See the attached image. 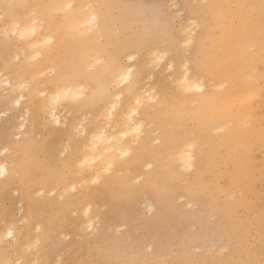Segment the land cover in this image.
<instances>
[{"label": "rangeland", "instance_id": "obj_1", "mask_svg": "<svg viewBox=\"0 0 264 264\" xmlns=\"http://www.w3.org/2000/svg\"><path fill=\"white\" fill-rule=\"evenodd\" d=\"M50 1L0 0V74L13 86L0 92V165L7 168L0 172V264H261L264 79L256 81L254 121L247 122L238 100L228 117L212 120L236 93L231 78H211L196 65L222 34L207 12L212 0H73L70 10L48 14L41 8ZM89 3L102 22V30L88 33L97 35V50L67 19ZM262 4L215 0L217 9L231 13L234 28L248 15L264 24ZM15 22L38 28L28 44L18 38ZM97 56L102 62L95 65ZM117 65L132 69L128 81L119 79ZM71 66L77 77L57 84H81L84 96L59 102L56 126L38 94L54 91L53 78ZM263 72L264 64L256 63L245 77ZM184 75L202 88L187 91ZM22 84L29 86L15 89ZM203 94L215 102L202 105ZM110 101L117 104L111 120ZM137 107L143 128L131 136H140L128 145L131 152L96 180L90 175L98 165L82 173L77 162L89 135L102 129L119 135L124 115ZM181 140L193 143L190 168L177 158Z\"/></svg>", "mask_w": 264, "mask_h": 264}, {"label": "bare ground", "instance_id": "obj_2", "mask_svg": "<svg viewBox=\"0 0 264 264\" xmlns=\"http://www.w3.org/2000/svg\"><path fill=\"white\" fill-rule=\"evenodd\" d=\"M73 3H74L73 0H53V1H50L49 4H47L44 7H42L41 10L43 12H45V11L48 12V14L50 12L54 11V10H57L60 13H62L64 10L67 11L66 9L70 10L72 5H73ZM77 10L70 11L68 13V18L67 19L68 20H72V21L75 22V26H76V28H78L76 30H78V31L80 30V33L84 34V42L89 46V48L95 49V50L100 49L99 47L101 45H99V43H98L97 35H95V34L88 35V33L91 32V31L94 32L96 29H99V30L103 29L102 28V24H101L102 22H100L101 19H100L99 13L97 12V10L95 8H92L91 4L87 5L86 7H84V5H82V7H79ZM207 12L212 14V17H213V19L215 21V25L217 27H219V28L220 27L222 28V34H221V37H219V38L218 37L212 38L211 46H210L209 49L201 51L203 53L202 58L196 60V65H198V68L202 72L210 74L211 78H214V79L227 78V77L231 78V80L234 82V90L236 91V93L233 94V99L227 101V105L225 107H223L222 109H215V111L217 112V115L215 117H213L212 120L217 118L216 119V121H217V120H220V118L228 117L229 111L231 110V107H232V103H234L236 100H238L237 101L238 110L245 114V116L247 118V122L248 121L249 122L254 121V113L256 111H255V107L252 105V103H253V100L257 98V96L260 94V91H261L260 88H259V85H257L256 81H258L260 79H264V72L262 74L258 73L257 75H253L252 74L250 76V77H253L252 80L248 79V77H245V76H246L248 70L251 68V66L255 65L256 63H263L264 64V24L254 23L253 22V20H254L253 16L254 15H248V16L242 17L240 27L234 28L229 23L230 22L229 21V17H231V16H229V14H231V13H226V12H223V11H220L219 9H217L216 6H215V0H212V3L209 5V7L207 9ZM76 13H79V14H76ZM30 22H29V24H30ZM15 23L12 24L13 26L15 24L13 29L16 31L17 36H18L19 39L22 40V39L26 38L24 40L25 42L28 41L27 40L29 38L28 34H32L33 32L37 33L36 30L38 28L34 24H30V25L29 24L28 25L27 24L26 25L23 24L24 26H21V24L19 25V23H17V22H15ZM40 26H41V24H40ZM14 30H12V31H14ZM2 31H4V30H2ZM29 32H31V33H29ZM36 33H33V34L36 35ZM37 36H39V33H38ZM42 38L43 37H41V39ZM48 39H50V38H47V42H46V39L43 40V41L41 40L42 44H43L44 41L47 44L51 40L50 39L48 41ZM70 40L74 41L76 46H78L77 42H80L78 40H75L74 38H71ZM33 42H34L33 44H35V46H33V45H31V46L35 47V49H36V46L39 45V43H41V42H39L37 40H36V42L35 41H33ZM188 42L190 43V41H188ZM26 43L28 44V42H26ZM26 43H25V45H26ZM36 43H37V45H36ZM253 43H255L257 45L258 49L255 52H250V50H249L250 47L249 46L251 44H253ZM31 44H32V42H31ZM32 48H31V50H32ZM214 53H216V55L219 53V57L218 58H214L213 57V55H215ZM35 55H36V53H35ZM47 55H50V54L48 53ZM99 56L94 57L95 63L92 62L93 64L96 65V63L99 64L100 61L102 62V59H100L101 56L100 57ZM98 57H99V59H98ZM151 58H152V56H151ZM94 59H93V61H94ZM130 60L131 61L134 60L133 55L129 56V61ZM92 63H90V64H92ZM90 64H89V66H90ZM49 68H51V67H49ZM185 68H186V66H185ZM52 69H53V66H52ZM87 69L89 70V67ZM117 70L119 71L118 72V77H119V79L122 80V83L126 82V81H128L130 79V77L132 75V69L130 67H128L127 69H124L121 65H117ZM53 71H54V69H53ZM44 72H47V71H44ZM38 73L40 74V72H38ZM76 73H77V70L73 66H71L70 69L66 70V73L62 72V74H60V75L58 74L57 76H55L57 78H53V79H54L56 84L60 83V82H66L67 80H70V79H73V78L77 77ZM39 74H37L38 77H39ZM87 75L88 74H84L85 77ZM116 76H117V74H116ZM2 77H3V75L0 74V92H1L2 85L13 87V86H11V82H9L8 80L4 81L2 79ZM181 81H182L181 85L187 91L190 90L195 85H197L195 87H197L198 89L202 88V86L200 85L201 83L200 84H198V82H194L193 83V81L191 79H189L187 77V75H184L181 78ZM24 83H25V81H24ZM120 83H121V81H120ZM25 84H22V85L17 86V87L14 86V88L16 87L15 88L16 90H19V89L20 90L21 89L24 90L23 88L25 86L27 87V85H28V84L27 85H25ZM56 84L54 85V88H55L54 91L50 90V93H49V92L41 90L42 92L40 91L41 94L39 92L38 96L42 97V98H40V101H41V104H43V106L42 105L41 106L44 107V111H46V113L48 114V117H49V120H50V124L52 122V123L56 124V126H57V124L60 125V115H59V108L60 107L58 108V106H60L61 104L58 105L59 102L61 100H62L61 102H63V100L66 99V98H69L70 100H72L70 97H76V99H78L77 97H81L80 96L81 94H82V96H84V94L82 92L84 90L78 89L81 86V84L80 85L77 84L79 86L78 88H77V86H74L75 84H73V86H72V83H70L71 85L69 83H67L68 85H66V86L65 85L64 86H60V84L59 85L58 84L56 85ZM222 84H225V83H222ZM227 84H229V83H227ZM86 85H88V84H86ZM12 89H11V92H12ZM195 91H196V88H195ZM149 96H151V95H149ZM23 97H21V98H23ZM207 97H208V95L206 96L205 94H203L199 98V100L202 103V105H207L208 102L209 103H214L215 100H216V98H212L211 97V98L207 99ZM76 99H74V100H76ZM86 102H88V101H85V103ZM112 102L113 101H110V104L107 103V105H106V106L109 105L107 107L108 109H107L106 113H107L108 118H110V120L113 117L114 112H116V109H117L116 108L117 104H115L114 102L112 103ZM139 103H141L140 100L138 101V104ZM16 104H17V106H19L21 104V100L18 99L16 101ZM240 104H243V106H241ZM42 107H41V110L43 109ZM103 110H104V107H103ZM137 111H138V107L132 109V111L129 112L128 115L127 114L124 115L123 120H122L124 124H121V126L123 125L124 128L119 129V130H121L119 132V135H117L118 131H116L117 133L114 134V135H116L117 137H115L114 135H111L110 133H109L110 135H107V132H106L107 129L106 128H105L106 131H102L103 130L102 129L100 131L98 130L97 133L95 131L94 135H89L90 139L88 140V144L87 145H83L85 147L81 148V149H83V152L84 151L85 152L83 154V152L81 151L83 155L77 162L78 168H79V170L82 173H84L83 170L86 169V168L84 169V167L96 164V165H98V168H96L97 166L95 167V170H96L95 171L96 174L94 172L95 176H91L90 175V177H92L91 179L94 178V180H96L97 176H98V178H100L99 176H100L101 173L103 174L104 172L109 171V169H111L110 167L112 165L114 166V164H116L115 163L116 159L119 160V157H121V158L125 157L131 152L130 151L131 150L130 146H128V145L131 144L132 142L136 143V142H138V140H140L139 139L140 136H139V138H137L138 135L135 136L134 138H132L131 136H134V134H141V130L143 128L142 123L135 119V115H138ZM81 123H83V122H81ZM226 123H228V122H226ZM22 125L24 126L23 122H22ZM225 125L224 126L222 125V126L225 128ZM107 126H108V124H107ZM121 126H120V128H121ZM222 126H220V127L222 128ZM229 126H230V124H229ZM224 128H222V129H224ZM111 132L113 133V131H111ZM129 137L132 138V139H130V141H129ZM178 141H179V139L177 140V142ZM124 142H127L126 145L124 144ZM181 142H182V140H181ZM189 143L187 145H183L184 142H182L180 144V148H179V151L177 153L178 157L176 156L177 158H179L178 160H180L182 165L185 166V167H188V168L193 166V160H194L193 159L194 156L192 154V152H193V145L192 144L193 143L192 142H191L192 144H189ZM24 149L25 148H23V147H19L16 151L17 152H19V151L23 152ZM97 162H99L100 165H99V163L97 164ZM93 166H95V165H93ZM93 166H92V168H93ZM175 171H176V169H174V170H172L170 172H171L172 175H175L174 174ZM0 172L3 175H5L7 173V168H6L5 165H3V164L0 165ZM47 181H48V179H44V182H47ZM81 183H82V181H81ZM152 210H153V208L151 207L150 211H152ZM86 213L87 212H85V214ZM88 223H89L88 227L91 228L92 227V223L91 222H88ZM11 230H13V229H11ZM6 234H7V232H6ZM5 237H7V236H5ZM1 238L2 237H0V240H1ZM2 240H3V238H2ZM1 242H3V241H1Z\"/></svg>", "mask_w": 264, "mask_h": 264}, {"label": "snow or ice", "instance_id": "obj_3", "mask_svg": "<svg viewBox=\"0 0 264 264\" xmlns=\"http://www.w3.org/2000/svg\"><path fill=\"white\" fill-rule=\"evenodd\" d=\"M262 7H264V4H262ZM261 264H264V261H261Z\"/></svg>", "mask_w": 264, "mask_h": 264}]
</instances>
